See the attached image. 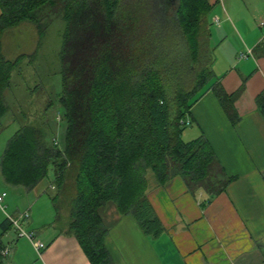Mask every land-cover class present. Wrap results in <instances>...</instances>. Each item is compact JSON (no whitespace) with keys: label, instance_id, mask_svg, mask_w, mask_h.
<instances>
[{"label":"trees","instance_id":"1","mask_svg":"<svg viewBox=\"0 0 264 264\" xmlns=\"http://www.w3.org/2000/svg\"><path fill=\"white\" fill-rule=\"evenodd\" d=\"M0 8V119L12 74L27 58L8 59L3 37L30 24L39 46L53 15L65 24L59 141L48 122L20 127L7 142L0 174L32 193L53 171L55 223L67 218V233L90 264H114L106 248L107 206L132 216L147 236L163 233L147 195L149 172L159 186L180 177L190 193L202 190L209 200L226 189L232 178L209 142L184 141L180 126L212 77L209 0H0ZM213 91L236 123L232 109L241 89L231 96L217 85ZM256 103L264 115V92ZM10 229L6 218L0 247Z\"/></svg>","mask_w":264,"mask_h":264},{"label":"crops","instance_id":"2","mask_svg":"<svg viewBox=\"0 0 264 264\" xmlns=\"http://www.w3.org/2000/svg\"><path fill=\"white\" fill-rule=\"evenodd\" d=\"M209 1L213 19H220L214 23L211 17V24L217 28L214 33L207 28L208 47L213 57L218 55L211 65L212 77L206 92L190 110L187 118L191 125L182 139L192 141L203 136L232 181L209 200L202 190L190 193L180 177L164 186H159L154 177L148 178V199L164 228L159 238L144 234L132 216H121L115 206H107L102 212L108 228L106 248L114 264H264V115L256 103L264 92V16L231 24L230 9L224 4L217 7L223 0ZM212 38L216 40L213 50ZM36 40L35 49L37 36ZM230 41L233 44L229 45ZM225 43L228 45L224 47ZM13 48L18 51L21 46ZM7 50L3 46L4 54ZM242 54L247 57L242 59ZM216 85L228 96L241 89L232 109L238 117L236 123L216 97ZM8 197L7 193L5 199ZM24 212H29L30 217L23 220V226L36 234L46 248L39 255L12 228L1 237L8 238L2 242L11 250L10 264L23 256L20 239L26 240L39 257L35 264H90L78 240L67 231L41 239L38 229H32L37 202ZM23 213L17 210L9 217Z\"/></svg>","mask_w":264,"mask_h":264},{"label":"rangeland","instance_id":"3","mask_svg":"<svg viewBox=\"0 0 264 264\" xmlns=\"http://www.w3.org/2000/svg\"><path fill=\"white\" fill-rule=\"evenodd\" d=\"M223 2L217 7L221 8L224 4L227 9H230L231 24L241 19L258 20L261 14L264 16V0H223ZM48 14L51 13L46 11V15ZM212 15H214L213 11L208 14V25L214 33L217 27L211 24ZM50 20L40 45L37 44V49H35V43L37 42L35 28L30 24H22L3 37L5 51L8 48L5 52L7 58L14 60L19 53H23L22 55L27 58L20 61L19 66L12 74L10 87L4 94L8 112L0 119V162L7 142L22 126H38L48 122L56 130V137L59 141V135L62 132V127L57 122L58 111L60 110L58 99L62 91L60 51L65 24L57 15H53ZM221 20L223 21V19ZM229 37L231 38V36ZM211 43V49L213 50L216 40L212 38ZM228 43H225L224 47ZM231 43L232 41L229 45ZM16 45L21 46L20 50H14L13 47ZM205 86L207 87V85ZM188 130L189 128L185 129L184 132ZM153 177V173L149 172L147 178ZM52 180L53 171L50 172L48 178L38 185L33 193L26 195L28 194L26 189L8 185L0 174V194L7 192L9 195L5 199V207H7L5 212L0 209V223L7 217L13 216L17 210L23 213L33 202H37L38 213L36 217H32L33 224H31L32 229H38L41 239L48 237L50 234L54 235V233L67 231L66 217L63 216L62 220L64 222L55 223L56 214L52 198L57 191L52 190ZM107 209L110 210L111 208L108 207ZM14 218L19 219V216L16 215ZM24 229L28 231L27 227H24ZM40 230L45 231L42 233ZM10 232L13 233V230ZM7 240V237L2 238L3 242H7ZM20 244L22 245L23 256L19 261L15 260L14 264H35V261L37 263L39 257L34 254L27 241L20 239Z\"/></svg>","mask_w":264,"mask_h":264},{"label":"built area","instance_id":"4","mask_svg":"<svg viewBox=\"0 0 264 264\" xmlns=\"http://www.w3.org/2000/svg\"><path fill=\"white\" fill-rule=\"evenodd\" d=\"M213 22L214 23H218L219 19L218 18H214ZM261 26L264 27V22L261 23ZM246 57L247 56L244 55V54L241 55L242 59L246 58ZM57 120L60 121V116L59 115L57 116ZM190 125H191V121L188 118L187 119H183V120L180 121V126L181 127H186L187 128ZM56 143H57V140H56ZM6 196H7V193H2L0 195V209L3 212H5V208H6L3 205V201L6 198ZM29 217H30L29 212H24L23 214H21L19 216V219H16V218H13V217H7V218L11 222L12 228L16 232L18 238L27 239L32 244V246L34 247L35 251L39 255H41L42 250H44L46 248L45 243L40 241L38 239V237L36 236V234H34L32 232H29V231H26L24 229V226H23V220H28ZM10 254H11V250H10L9 246L3 244V242H2V245L0 247V261H4V262L6 261L7 262L9 260Z\"/></svg>","mask_w":264,"mask_h":264}]
</instances>
